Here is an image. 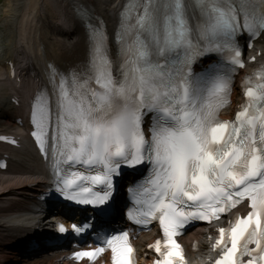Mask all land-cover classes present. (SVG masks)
<instances>
[{
  "label": "snow or ice",
  "instance_id": "snow-or-ice-1",
  "mask_svg": "<svg viewBox=\"0 0 264 264\" xmlns=\"http://www.w3.org/2000/svg\"><path fill=\"white\" fill-rule=\"evenodd\" d=\"M119 15L110 37L90 10L79 9L86 61L49 65L54 192L106 215L116 178L144 166L147 175L129 188L128 215L137 224L158 220L164 239L150 245L160 257L155 264H186L180 230L247 200V216L218 229L214 264H264V82L245 87L234 120L218 116L235 68L244 66L239 39L264 33V0H126ZM255 75L264 81V69ZM51 103L40 95L32 110L45 152ZM58 231L68 230L61 224ZM72 231L85 228L73 224ZM103 243L113 264H132L127 232ZM104 250L73 255L91 260Z\"/></svg>",
  "mask_w": 264,
  "mask_h": 264
},
{
  "label": "bare ground",
  "instance_id": "bare-ground-1",
  "mask_svg": "<svg viewBox=\"0 0 264 264\" xmlns=\"http://www.w3.org/2000/svg\"><path fill=\"white\" fill-rule=\"evenodd\" d=\"M122 0H7L6 6L1 10L3 20L1 24L7 28L6 33L9 53L15 51L19 55L22 64L36 65L41 70L47 61L55 62L60 66L67 63L83 62L85 60L84 35L81 30L67 34L65 37L59 36L63 27H67L64 21H74V11L81 6L90 10L92 14L104 18L107 26L114 27L115 14ZM14 22V27H13ZM17 30L14 37L13 32ZM264 47V36L259 41ZM15 48V50H14ZM3 52V49L0 48ZM260 56L264 54L261 50ZM8 53V54H9ZM21 54V55H20ZM40 79L43 80L40 72ZM9 90L3 67H0V106L4 104L0 111V128L10 125L9 113L4 114L3 109H8L6 93ZM22 135L23 151L12 154L16 160L13 161L8 172L0 173V190H17L18 193L35 192L37 188L47 181L45 176L49 173L44 162L40 160L30 148L26 136ZM13 192V191H12ZM12 192H0V241L4 244L12 243V240L20 241L26 235L22 228L25 213L22 207H18L15 201L8 208L4 207L3 199L12 196ZM16 197L17 194H13ZM14 203V204H13ZM192 235H197V232ZM134 242L139 248V252H145V246L151 242V232L144 235L135 236ZM23 243L21 245H24ZM71 248V247H70ZM78 250L72 247L70 251L59 253L39 254V260L24 259L21 264H59L64 260V264H88L86 261L78 262L69 260L70 254ZM14 252L0 248V264L16 262V257H12ZM108 255H103L94 264H109Z\"/></svg>",
  "mask_w": 264,
  "mask_h": 264
},
{
  "label": "rangeland",
  "instance_id": "rangeland-1",
  "mask_svg": "<svg viewBox=\"0 0 264 264\" xmlns=\"http://www.w3.org/2000/svg\"><path fill=\"white\" fill-rule=\"evenodd\" d=\"M7 4V0H0V13H1V10H2V8L5 6ZM57 252H59V251H57ZM57 252H55V253H57ZM59 264H64L65 262H64V260L63 261H60V262H58Z\"/></svg>",
  "mask_w": 264,
  "mask_h": 264
}]
</instances>
